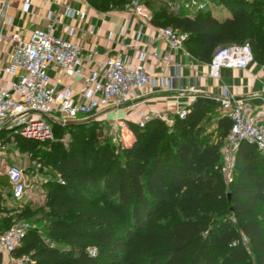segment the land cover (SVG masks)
<instances>
[{"label": "trees", "instance_id": "1", "mask_svg": "<svg viewBox=\"0 0 264 264\" xmlns=\"http://www.w3.org/2000/svg\"><path fill=\"white\" fill-rule=\"evenodd\" d=\"M87 1L109 10L131 0ZM213 1L229 16L148 4L155 24L187 34L196 58L211 62L219 46L248 42L264 66V0ZM215 108L198 99L184 117L130 122L131 144H116L96 119L55 122L52 140L0 131L49 169L39 211L30 201L0 210V233L16 221L31 225L12 255L28 264H264V154L241 141L226 181L221 147L231 122L218 117L214 141Z\"/></svg>", "mask_w": 264, "mask_h": 264}, {"label": "built area", "instance_id": "2", "mask_svg": "<svg viewBox=\"0 0 264 264\" xmlns=\"http://www.w3.org/2000/svg\"><path fill=\"white\" fill-rule=\"evenodd\" d=\"M148 1L131 0L125 9L141 18L150 19ZM162 1L192 16L213 12L216 4L213 0ZM70 2L71 0H64L58 11L48 12L49 23L46 28H35L28 36H23L20 32L12 35L14 50L4 73L12 75L14 79L9 84L0 85V131L35 137L40 131L47 130L51 120L63 125L72 120H101L110 110L128 104L138 93L146 92L156 85H171L170 78L153 77L143 67L132 66L121 58H109L100 67H85L82 64L81 45L74 38L64 39L54 34V26L61 22L63 15L79 18L86 16L82 9ZM6 21L10 23L11 18L5 20V12L2 11L0 38L1 27ZM65 30L72 37L77 35L75 26L66 25ZM160 34L173 48L182 47L187 37L186 33L171 27H161ZM252 62L254 56L248 42L222 45L214 52L210 62V75L220 78L222 68L246 69ZM51 66L67 78H79L81 88L78 98L70 84H65L60 91L56 90L48 72ZM219 102L231 122L221 147V170L225 180L229 181L235 152L241 141L255 143L264 154V111L261 116L255 114L248 101L237 98L226 86L220 94ZM186 113V109L178 112L180 117H184ZM148 119L150 118L142 116L137 125L143 127ZM114 127L119 129L118 124ZM123 144H127L125 139ZM3 147L4 141L0 137V150ZM7 175L12 185V198L20 202V207L30 193L24 173L15 166H9ZM30 227L28 221L20 220L0 233V252L12 254ZM15 259L17 264H28L27 257Z\"/></svg>", "mask_w": 264, "mask_h": 264}, {"label": "crops", "instance_id": "3", "mask_svg": "<svg viewBox=\"0 0 264 264\" xmlns=\"http://www.w3.org/2000/svg\"><path fill=\"white\" fill-rule=\"evenodd\" d=\"M64 0H0V24L2 11L5 20L11 18L1 27L0 38V85L9 84L14 77L4 73L14 50L12 35L20 32L28 36L35 28L48 26L49 11H58ZM73 6L82 9L86 16L63 15L61 22L55 24L54 34L64 39L74 38L82 47V64L87 67H100L109 58H121L132 66L143 67L151 76L170 78V86H153L146 92L138 93L128 104L110 110L104 123L118 124L121 135L127 144L134 140V133L129 126L142 116L149 118L162 117L172 121L180 110L187 109L198 99H203L215 106L212 121L208 125L213 132V140L221 139L218 128V117L227 115L219 102L220 94L226 86L237 98L248 101L255 114L261 116L264 111V66L252 62L246 69L222 68L220 78L210 75V62L202 61L186 49L183 43L180 48H173L161 34V25L152 19H144L132 14L127 9L100 10L87 0H71ZM215 16H217L214 13ZM223 18L229 16L225 12ZM218 17V16H217ZM75 26L77 35L72 37L65 26ZM91 29L93 32L91 33ZM53 85L60 91L65 84L74 88L75 97L81 88L78 77L67 78L51 66L48 69ZM9 163L0 162V210L12 211L20 202L12 198V185L7 170ZM10 184V187L6 186ZM30 201L31 199H25ZM24 202V203H25ZM2 213H0L1 216ZM0 264H17L15 257L7 252H0Z\"/></svg>", "mask_w": 264, "mask_h": 264}, {"label": "rangeland", "instance_id": "4", "mask_svg": "<svg viewBox=\"0 0 264 264\" xmlns=\"http://www.w3.org/2000/svg\"><path fill=\"white\" fill-rule=\"evenodd\" d=\"M214 11L219 18H223V14L226 9L219 3L214 5ZM154 5L150 6L152 11ZM56 121H50L47 130H42L35 135V138L44 141L45 139L52 140L54 132V124ZM104 133L112 137L116 144H123L124 138L120 139L121 131L120 129L114 127L109 122L102 123L101 126ZM59 130V128L57 129ZM66 136V135H65ZM68 136V135H67ZM128 142V140H126ZM5 161L9 163L10 166H15L21 169L24 173V179L27 182L30 193L26 199H31V205L39 211V208L43 207L45 202L46 187L44 186L48 177L44 172H48V168H43L34 162L32 155L27 152H22L16 145L14 138L11 137L4 141V147L0 150V162Z\"/></svg>", "mask_w": 264, "mask_h": 264}, {"label": "water", "instance_id": "5", "mask_svg": "<svg viewBox=\"0 0 264 264\" xmlns=\"http://www.w3.org/2000/svg\"><path fill=\"white\" fill-rule=\"evenodd\" d=\"M92 120L94 119L92 118L88 120H72V121H69L67 124H70V125L86 124L87 122L92 121Z\"/></svg>", "mask_w": 264, "mask_h": 264}]
</instances>
